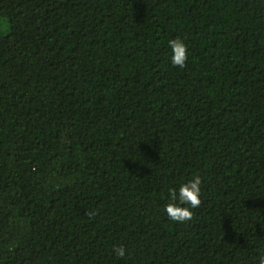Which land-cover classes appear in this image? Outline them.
<instances>
[{"label":"trees","instance_id":"obj_1","mask_svg":"<svg viewBox=\"0 0 264 264\" xmlns=\"http://www.w3.org/2000/svg\"><path fill=\"white\" fill-rule=\"evenodd\" d=\"M262 256L264 0H0V264Z\"/></svg>","mask_w":264,"mask_h":264},{"label":"clouds","instance_id":"obj_2","mask_svg":"<svg viewBox=\"0 0 264 264\" xmlns=\"http://www.w3.org/2000/svg\"><path fill=\"white\" fill-rule=\"evenodd\" d=\"M169 47L172 51L171 63L173 66L185 67L188 59L187 45L180 39L175 38L169 41ZM201 182L202 178L196 175L193 179L185 184H182L177 191L171 189L169 192L170 203L165 206V212L169 219L174 222H187L193 219V209L200 206L201 201ZM178 201V202H177ZM92 216V212L86 213ZM115 254L119 258L126 256V249L124 246L119 245L114 247ZM259 264H264V256L260 258Z\"/></svg>","mask_w":264,"mask_h":264}]
</instances>
